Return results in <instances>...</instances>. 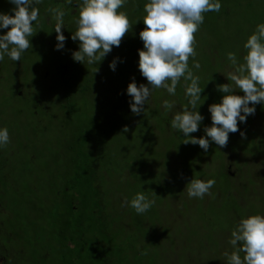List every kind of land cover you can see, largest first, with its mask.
Returning a JSON list of instances; mask_svg holds the SVG:
<instances>
[{
	"label": "trees",
	"instance_id": "trees-1",
	"mask_svg": "<svg viewBox=\"0 0 264 264\" xmlns=\"http://www.w3.org/2000/svg\"><path fill=\"white\" fill-rule=\"evenodd\" d=\"M81 2V0H73L72 5H67L65 4V0H43V3L38 5L40 8L39 23L37 24L34 22V25H37L39 30L44 34L46 30H53L56 21L53 15L48 12V9L61 7L68 12V15L65 17V28H62V33L64 36L71 35L77 30V25L76 23H70V15L73 16L76 13V10L79 9L77 4ZM135 2V4L130 6V12L132 14L129 15V19L132 22H137L138 18L141 19L144 12L142 0H136ZM132 6L136 8H132ZM224 9L228 12V8L224 7ZM209 14L211 17H218L212 12H209ZM132 29L134 30L126 35L127 42L119 47L113 46L112 52H116L118 56H123L125 51L128 53L135 52V49L129 44L136 39L140 40V37L137 34L139 31L138 26L134 24ZM6 31L5 29L0 30V34H4ZM34 39L37 40L38 37L34 36ZM38 40H40V38ZM47 41L48 43L46 46H49L51 42H49V40ZM79 43L78 41L77 47L73 49L68 50L65 47L62 49L65 51L67 59L72 57L73 52L79 50ZM42 49L43 48L39 46V50ZM138 49L141 50V48ZM41 53L43 54V50ZM56 57L54 54L53 56H49L50 60L52 59L55 65H57V68H53L50 72L44 73L41 67H39L41 64L31 63L30 57L28 65L24 64L23 61H25V59L22 58L21 61L15 62L18 64L23 62L22 66L33 69L34 73L39 75L42 81L50 80L55 82L54 78L57 79L59 89L55 92L52 87H50L49 90L42 89L41 94L46 100L50 98L48 101H52L56 98V102H59V107L61 108L59 114L60 118L56 123L57 127L60 125L61 137H66L68 132H70L78 136L79 141L76 146H72L68 142L66 144H58L59 147L57 152H59L60 155L58 157L55 156V158H49V164L42 167L40 173L43 176H41L40 181L47 186V191L42 194L43 201L46 202L44 211L41 207L37 208L35 203L29 202L27 207L22 211L30 212L32 216H24L22 219L21 216L16 213L17 210L13 209L10 212L11 215H17L18 218L17 221L8 219L9 224H11L12 227L19 228L21 227L20 222H22V220L26 221V229L28 230H25L26 241L30 244L41 243L38 247L31 246L30 249L33 252L39 251V254L44 259L52 257L53 253L49 243L48 248L42 244L43 239L40 240L41 235L44 233H49V237L52 235L51 238L53 240L51 243L56 242L58 247L54 257V264L207 263L201 261L199 258L201 254H198L200 251H204V248L209 252V248L204 245L207 236L203 237L205 239L203 243V238L201 237L202 241L200 239L198 241L199 235H196L193 231L186 230V232L182 234L183 231L178 229L180 226L179 223L185 222L184 228L190 225L187 222V218L182 215L183 209L175 208L177 207L174 206L177 205L176 199L179 201V199H182L185 195L188 197L186 191L188 183L185 178L187 171L190 169H195L196 172L199 170L195 165V157L199 156L198 158H201L202 161L209 159L207 157H211L214 158L213 161H215L217 158L213 156H215L217 150L221 151L227 159L230 153H232L234 158L231 160V163L234 164L235 168H238L240 172L239 175L243 178L244 175H247L245 177L247 178L245 179L246 182L242 185L245 186L246 183H250V181L257 184H264V174L260 176L261 178L255 180L256 176L254 177L252 173H250L251 170L255 169L254 166H257L255 161H257L258 157L262 155V158H264V150L262 149L264 147V105H256L255 114L248 116L245 123L238 124L240 131L229 133L228 143L225 147H220L212 142L207 152H205L198 145L184 143L185 138L183 134L179 133L178 130L170 128L172 115L177 110H180L186 103L177 104L178 102H176L175 107L171 111L166 112L162 102L160 103L162 104L160 107L155 105V103L151 104L149 102L147 107L149 112H147V115L145 114L144 127H142V131H139L138 134L143 148L136 150V156H134L136 160L132 161L128 166L125 164L124 166H119L121 163H118V158L120 157L117 153L118 150L113 147L106 149L104 143L101 141L105 136L112 135L113 132L121 134V123L124 117L127 118L131 115L130 107H127L128 101H130L131 98L126 96V93L124 95V93L120 91L118 70H111L108 76L104 77V62H102V60L92 65L85 63L84 66L86 67H83V69L87 70H83L81 69L82 64L74 61L73 58L70 62L68 61L69 63L61 64L54 59ZM119 61H121V59H119ZM119 64L121 66L117 64L116 69H123L126 67L124 63L119 62ZM96 68L98 71L94 73ZM228 69L227 71L230 72L231 70ZM26 71H19L18 74L25 73ZM31 83L32 86L36 84L33 82ZM31 83H28L26 86ZM23 86L24 85L20 87ZM26 88L28 89L29 87ZM15 89V87H11L10 92L16 94L18 98L21 97V95H19L21 88L20 90ZM32 90L35 89L32 88ZM180 93L182 97L185 96V91L180 90ZM201 96L202 99L199 103L203 104L199 106L198 103L197 110L206 118L201 122V126L197 132L189 134L196 138L205 136L206 133L204 132V128L211 126L212 122L210 119V112L208 111L209 106L214 103H220L221 101L217 98L218 94L212 92L211 87L203 90ZM30 97H32L34 101L41 98L35 94H30ZM72 100L81 101V106L84 107L82 109L83 111L78 115H76L78 105L76 106L75 103L71 102ZM83 101L84 104L82 103ZM249 106H251V104ZM90 107H92L91 115L86 114L84 117V110L87 112ZM30 113L34 114V111H30ZM18 115L21 114L19 111H16L15 116L17 117ZM75 115L79 116V119L83 122L79 126L75 124V128H72V119L75 118ZM73 131L75 132L73 133ZM240 132H243L245 136L242 137ZM125 133L126 132L123 131V134ZM127 134H129V131ZM153 138L156 141H163L164 148L163 153L161 152L162 156L160 159L156 157L161 154H154V152L148 148V145L153 142ZM144 150L147 151L145 163L141 159ZM132 157L133 156H131V158ZM181 163L182 167H176L171 171L170 176H167L168 180L162 183L160 179L163 172H168L167 165H180ZM136 166L139 168L140 173H146L148 171L147 176L141 178L138 176L135 177L134 167ZM157 171L158 173L155 174ZM30 173H27V175ZM3 175L4 174L0 173V186L2 187L5 186ZM153 175L157 177L156 182L150 181ZM240 176L233 177L230 174L228 163L224 164V171L221 173L222 180L236 183L237 180H240ZM46 178L48 179L45 180ZM52 179H57L61 184L51 185ZM202 180L205 181L204 178ZM137 182L144 183V194L149 197V199L154 200L160 197V204L161 201L165 200L164 197L168 196L166 200L172 199L173 202H166V205L163 206V211L160 212L159 215H156L154 221L152 220L149 231H145V229H141L139 226L143 224L145 217L149 218L155 215L152 214L151 209L144 214H138L141 217H137L135 224H133L135 225L134 228L136 232H130L129 235L122 237V240L128 237V246L125 250H122L120 249L121 245H118V234H115L113 237L108 235L107 224L108 221L111 223L110 219L112 218L111 215H109V210L115 205L109 207L104 203L107 196L106 187H108L107 191H111L112 187L108 184H112L114 190L117 189V193L120 190H125L130 193L134 190L135 192L138 190L135 186ZM237 189L239 192L243 191L242 186ZM140 191L142 190H139V192ZM227 193L228 192H222L221 189H217L211 192V195L215 198H220L222 194L226 195ZM119 195L121 196V193H119ZM64 196H66L65 200H63ZM117 202L119 203L118 200ZM48 203L50 205L46 206ZM207 204L211 207L209 202ZM60 205L67 209L63 214H60L58 211ZM119 207L121 208L120 205ZM124 209H126V207H124ZM199 209L202 211L209 210L208 208ZM230 209L234 210L235 207H231ZM2 212L3 210L0 207V215ZM39 214L40 217H38ZM202 216L201 222L205 219L207 221L206 216ZM62 217H65V223L62 221ZM164 217H167V220H165L166 223H164L165 221L162 219ZM42 218H44L46 222L47 220L50 222L40 226L38 220L40 219V221H42ZM160 219L163 221H160ZM44 220L43 222H45ZM71 220L73 224H76V227L72 225L70 222ZM239 220L240 218H237V222ZM86 226L95 227V229L98 227L101 233L100 236L91 239L90 243L86 241L87 246L84 240V227ZM199 226L202 228L206 227L207 230H209L215 225L210 221L205 225L200 223ZM188 232L191 233L192 236H190ZM76 233L78 236H76ZM22 240H25V238ZM218 259L216 260L217 264L220 262ZM45 263V260L40 262V264Z\"/></svg>",
	"mask_w": 264,
	"mask_h": 264
},
{
	"label": "rangeland",
	"instance_id": "rangeland-1",
	"mask_svg": "<svg viewBox=\"0 0 264 264\" xmlns=\"http://www.w3.org/2000/svg\"><path fill=\"white\" fill-rule=\"evenodd\" d=\"M135 1L136 0H129V5H125L123 8L119 9V11H125L129 17V15L132 14L130 12V6L135 4ZM146 2L147 0H142L143 5ZM13 7L14 5L8 3V0H0V12L7 13ZM224 7L228 8V12L225 11ZM132 8L136 7L132 6ZM212 13L218 17H211L209 12L204 13V23L201 25L199 31L195 34L194 47L196 50V56L189 59V67L192 68L194 60L199 62V69L192 68V71L194 75L200 77V87H204V90L208 87H211L212 92L218 94V100H221L224 94L218 91L217 86L226 84L228 82L231 83L230 80H227V69L229 68L231 71L233 70L227 55L229 52H234L237 55L238 61L243 63V56L247 51L243 47L246 39L255 30L257 24L264 23V0H223L220 12ZM78 15L79 9L76 10V13L73 16L70 15V23H75V18H78ZM144 15L145 13L143 12L142 16L144 17ZM143 17L141 19L138 18L137 23L135 21L132 22L129 19L133 26L134 24L138 26V35L140 31L146 27L143 24ZM134 29L131 28L128 33L132 32ZM128 33H126L122 38L120 45H123L127 42L126 35ZM56 35L57 34L55 33L54 29L51 31L46 30L44 34L39 30L37 25H34V33L30 38L31 48L26 50L22 55V59H25V61H23L24 64H29L30 57L31 63L41 64L39 67H41L42 72L44 73L50 72L53 70V68H57V65H55L52 59L50 60L49 58V56H53V54L55 57L58 56L56 57L57 59H54L61 64L69 63L72 57L67 59L65 51L55 50V45L57 43ZM71 35H65L66 41L64 47L68 50L77 47L78 43V40L73 41L70 38ZM34 36L38 37V39L40 38V40L34 39ZM47 40L51 42L49 46H46L48 43ZM129 45H132V48L135 49L134 53H128L125 51L123 56H118L116 52L114 53L111 51L104 59H102V62H104V77H107L111 71L109 68V63L114 58L119 57V59L122 61L121 63L125 64V68L116 69L118 70L119 75L118 81L120 82V91L121 93H124V95L126 93L127 85L132 82L133 78L135 79L137 86L140 84L147 85L148 83L146 78L140 74L137 66L138 50H140L138 48H141V50L143 49V42L141 39H136L130 42ZM39 46L43 48V54L41 53L42 50H39ZM23 62L18 64L9 59L7 56L5 57L4 61L0 62V127H7L10 135V143L5 147L0 148V173L4 174L3 182L5 185L4 187L0 186V207L3 210L2 214L0 215L1 223L4 220L5 215H7L8 219H14L17 221V215L13 216L10 213L13 209L17 210L16 213L20 215L22 219L24 216H32V213L22 211L27 207L29 202L35 203L37 208L41 207V209L44 211L46 202L43 201L42 194L47 191V186L45 183L40 181L41 176H43L40 171L44 165L49 164V158H55V156L58 157L60 155V153L57 152L59 147L58 144H66L68 142L72 146H76L79 141V137L70 132H68L66 137H61L60 125L57 127L56 123V121L60 118L59 114L61 111L59 102H56V98L52 101H48L50 98L46 100L41 94L42 89L49 90V88L52 87L54 92L59 89L57 79L54 78L55 82L50 80L42 81L40 76L34 73L33 69H28L22 66ZM119 62L120 61L118 60V65H120ZM83 67L86 66L82 64L81 69H83ZM19 71L26 72L18 74ZM31 82L36 83L37 85L34 84L32 86ZM28 83L31 84L26 86ZM188 84H190V81H184L181 79V82L177 85L175 96H170L165 89H156L149 98V102L151 104L155 103V105H158L159 107L162 105L160 103L165 99L174 100L175 102H178L177 104L187 103L186 96L182 97L180 90L185 91V87ZM22 85L24 86L20 87ZM11 87H15V90L21 88V92L19 94L21 97L18 98L16 94H12L10 92ZM26 87L29 88L27 89ZM32 88L35 90H32ZM30 94H35L41 98L34 101V99L30 97ZM234 94L242 95V92H239L237 89V92ZM126 96H128L127 93ZM71 102L75 103L76 106L78 105L76 115L80 114L84 108L81 106V101L72 100ZM82 103L84 104V101ZM148 104L145 106L146 110L144 113L136 115L131 112L129 117L125 118V115L123 116L124 119L121 123L122 126L120 131L121 134L113 132L112 135L105 136L103 140H101L104 143L106 149L113 147L118 150L117 153L120 155L118 158V163H121L119 166H124V164L128 166L132 161L136 160L134 157L136 156V150L143 148V144H141L138 134L139 131H142V127H144L145 114L147 115V112H149L147 109ZM128 106L129 101L127 107ZM16 111H19L21 115L16 117ZM30 111H34V114H31ZM91 111L92 107H90L87 112L84 110V117L86 114L91 115ZM76 115L75 118L72 119V128H75V124L79 126L83 122L79 119V116ZM203 117L206 118L205 116ZM125 127L129 129V134H127L128 131L123 134V129ZM74 132L75 131H73V133ZM148 148L149 150H152L154 154H161L156 157L157 159H160L164 148L163 141H156L153 138V142L148 145ZM262 149L264 150V147ZM146 154L147 151L144 150L141 157L144 163L146 162ZM131 156L133 157L131 158ZM198 157L199 156L195 157V165L198 167L199 172L197 171V173L195 169H190L187 171L185 178L186 182L189 183L191 179L202 180L204 178L205 181L208 179H215L216 183L210 191L213 192L214 190L221 189L222 192L228 193L226 195L222 194V197L220 198H215L213 195H206L203 200L198 198H189L186 197V195L182 199H179V201L176 199L177 205L174 206L177 207L175 208L183 209L182 215L187 218V222L190 225L189 227L184 228L185 222H181V224L179 223L180 226L178 229L183 231L182 234H184L186 230L195 232L196 235H199L198 241L199 239L202 241L201 237L203 238L207 236V240L204 245L205 247L209 248V252L204 248V251H200L198 253L201 254L199 257L200 260L207 262L205 264H217L216 260L218 258V261H220L218 264H227V257L224 255V253H231L233 251V248L229 243V239L231 230L237 223V218L241 219L248 215L254 214L264 215V184H257L253 181H250V183L247 182L245 186L242 185L246 182L245 179L247 178L245 177L247 175H244V178L239 175L240 172L238 168H235L234 164L231 163V160L234 158L232 153H230L227 159V157L221 151L217 150V153L215 156H213L217 158L215 161H213L214 158L211 157H207L209 159L204 161ZM255 162L257 166H254L255 169L251 170L250 173H252L254 177L256 176L255 180H258L261 178L260 176H263L264 174V158H262V155H260ZM182 163L180 165L168 164V172H163L161 179L159 178L162 180V183L168 180L167 176H170L171 171H173L176 167H182ZM225 163H228L230 174L233 177L240 176V180H237L236 183L221 179V173L224 171ZM134 171L135 177H146L148 174V171L146 173H140L137 166L134 167ZM27 173L30 174L27 175ZM157 173L158 171L155 174ZM156 178L157 177H154L153 175V178L150 179V181L156 182ZM47 179L48 178L45 180ZM54 184H61V182H58L57 179H52L51 185ZM143 184L144 183L137 182L135 186L138 188V190L136 192L134 190L130 193L126 192L125 190H120L117 193V189L114 190L112 184H108L112 187L111 191H107L108 187H106L107 196L104 203H106V205L109 207L115 205L109 210V215H111L112 218L110 219L111 223L108 221L107 224L108 235L113 237L115 234H118V245H121L120 249L122 250H125L128 246V237H126L124 240H122V237L129 235L130 232H136V229L134 228L135 225L133 224H135L137 217H141L133 209L128 207L124 201L125 199L131 200L134 195L139 192V190L144 191ZM241 186L243 191L239 192L237 188H241ZM119 193H121L122 197L119 195ZM65 197L66 196H64L63 200H65ZM167 197L168 196H165V200L161 201L160 204V197L159 199H154L155 204L152 206L151 211L155 216L149 218L145 217V220L142 224L143 226H139L141 229L149 231L152 220L154 221L156 215H159V213L163 211V206L166 205V202H173L172 199L166 200ZM208 202L211 204V207L208 206ZM49 205L50 204L48 203L46 206ZM124 207H126V209H124ZM231 207H235V209L231 210ZM199 208H208L209 210L202 211ZM58 211L60 214H63L67 211V209L60 205L58 207ZM202 215L206 216L207 221L205 219L201 222V219L203 218ZM38 217H40V214ZM162 219L165 221L167 220V217ZM162 219H160V221H163ZM43 220L44 218H42V221H40V219L38 220L40 226L46 225L50 222L49 220H47V222L44 220L46 222L45 223ZM62 221L64 223L66 222L65 217H62ZM210 221H212L215 226L209 230H207L206 227L202 228L199 226L200 223L205 225ZM25 222L26 221L22 220V222H20L21 227L19 228L12 227V225L8 222L3 224L7 235H1L0 245L12 252H23L21 255L22 258L18 259V264H40V262L44 260L46 263L54 264V257L58 247L56 242L51 243L53 240L51 238L52 235L50 234L51 237H49V233H44L41 235L40 240L43 239L42 244L48 248L49 243L53 253L52 257L44 259L39 254V251L33 252L30 249L31 246L38 247V245L41 243L30 244L28 241H26V231L28 230L26 229L27 226ZM70 222L74 227H76V224H73L72 220ZM164 223H166V221ZM99 230L100 229H98V227L97 229L90 226L84 227L85 243L86 241L90 243L91 239L96 236H100L101 233ZM189 235L192 236L191 233H189ZM76 236H78L77 233ZM23 238H25V240H22ZM204 241L205 239L203 238L202 242L204 243Z\"/></svg>",
	"mask_w": 264,
	"mask_h": 264
},
{
	"label": "clouds",
	"instance_id": "clouds-1",
	"mask_svg": "<svg viewBox=\"0 0 264 264\" xmlns=\"http://www.w3.org/2000/svg\"><path fill=\"white\" fill-rule=\"evenodd\" d=\"M8 3L14 7L7 13L0 12V30L7 29L0 34V62L6 56L14 62L21 61L25 51L31 48L34 22L39 23L38 5L43 0H8ZM128 3L129 0H82L77 4V30L70 37L80 42L79 50L72 53L74 61L92 65L104 59L113 46H120L122 38L133 26L127 13L119 11ZM65 4L72 5L73 0H65ZM221 8L222 0H147L143 17L146 27L139 33L143 49L138 50L137 66L148 83L137 86L133 78L126 88L127 95L131 97L130 110L139 115L145 112L153 91L162 88L170 96H175L181 79L190 81L185 87L187 103L172 115L170 128L183 134L184 143L198 145L205 152L212 142L225 147L229 133L240 131L238 124L245 123L248 116L255 114L256 104L264 105V23H259L243 45L247 50L243 63L238 61L236 53L227 55L233 68L227 74L231 83L217 86L224 95L220 103L208 108L212 123L204 128L206 135L200 138L189 135L199 130L204 119L197 110L204 87H200V77L192 71V68L199 69L200 64L194 60L192 68L189 67V59L196 56L195 34L204 23V13H218ZM48 12L56 21L55 50H62L66 41L62 28H65L68 12L61 7L49 8ZM118 60L114 58L109 63L110 70H116ZM97 71L96 68L94 73ZM237 89L243 95L234 94ZM162 104L169 112L176 102L165 99ZM123 131L127 132V127ZM240 135L245 136L243 132ZM9 143L8 128L0 127V148ZM215 183V179H191L186 188L187 196L203 199L211 195L210 190ZM124 203L137 214H144L152 208L155 200L149 199L142 190L131 200L125 199ZM229 243L233 251L224 253L227 264H264V215L241 218L231 230Z\"/></svg>",
	"mask_w": 264,
	"mask_h": 264
},
{
	"label": "flooded vegetation",
	"instance_id": "flooded-vegetation-1",
	"mask_svg": "<svg viewBox=\"0 0 264 264\" xmlns=\"http://www.w3.org/2000/svg\"><path fill=\"white\" fill-rule=\"evenodd\" d=\"M19 90H20V88H19ZM19 94H20V92H19ZM7 222H8V217H7V215H5L3 222L2 223L0 222V230H2V231H0V237H1V235H5V234L7 235L6 229L3 225ZM22 254H23L22 251H17V252L13 251L12 252L6 248H3L0 245V264H18V259L22 258V256H21Z\"/></svg>",
	"mask_w": 264,
	"mask_h": 264
}]
</instances>
